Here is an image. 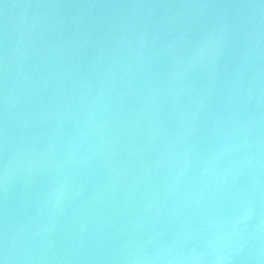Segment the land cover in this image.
<instances>
[{
    "label": "water",
    "instance_id": "1",
    "mask_svg": "<svg viewBox=\"0 0 264 264\" xmlns=\"http://www.w3.org/2000/svg\"><path fill=\"white\" fill-rule=\"evenodd\" d=\"M3 264H264V0H0Z\"/></svg>",
    "mask_w": 264,
    "mask_h": 264
},
{
    "label": "snow or ice",
    "instance_id": "2",
    "mask_svg": "<svg viewBox=\"0 0 264 264\" xmlns=\"http://www.w3.org/2000/svg\"><path fill=\"white\" fill-rule=\"evenodd\" d=\"M0 264H3V261H0Z\"/></svg>",
    "mask_w": 264,
    "mask_h": 264
}]
</instances>
